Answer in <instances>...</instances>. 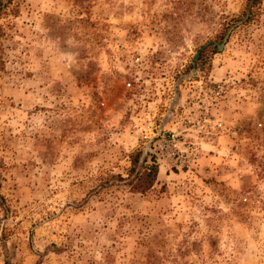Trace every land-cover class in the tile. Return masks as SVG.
I'll use <instances>...</instances> for the list:
<instances>
[{"label": "rangeland", "instance_id": "1", "mask_svg": "<svg viewBox=\"0 0 264 264\" xmlns=\"http://www.w3.org/2000/svg\"><path fill=\"white\" fill-rule=\"evenodd\" d=\"M245 12L6 2L0 264H264V0ZM139 147L145 193L111 177Z\"/></svg>", "mask_w": 264, "mask_h": 264}, {"label": "trees", "instance_id": "2", "mask_svg": "<svg viewBox=\"0 0 264 264\" xmlns=\"http://www.w3.org/2000/svg\"><path fill=\"white\" fill-rule=\"evenodd\" d=\"M6 2H8V0H0V16L6 10ZM258 2L259 0H246L245 14L249 15V12L252 11L253 7ZM128 157L130 166L127 169L126 176L116 173L112 174L111 177L118 181V183L127 185L131 192H147L154 185L157 179L159 165L156 157L153 154H148L143 147L136 148L129 153ZM107 180L108 178H106L105 181ZM100 185L102 186V184Z\"/></svg>", "mask_w": 264, "mask_h": 264}, {"label": "water", "instance_id": "3", "mask_svg": "<svg viewBox=\"0 0 264 264\" xmlns=\"http://www.w3.org/2000/svg\"><path fill=\"white\" fill-rule=\"evenodd\" d=\"M230 30H231V29L228 30V32L226 33V35H225V37L223 38L222 42L218 44V47H219V48H221V47L224 45V43H225V41L227 40V37H228V35H229V33H230Z\"/></svg>", "mask_w": 264, "mask_h": 264}]
</instances>
